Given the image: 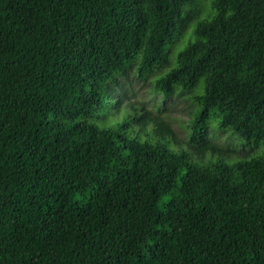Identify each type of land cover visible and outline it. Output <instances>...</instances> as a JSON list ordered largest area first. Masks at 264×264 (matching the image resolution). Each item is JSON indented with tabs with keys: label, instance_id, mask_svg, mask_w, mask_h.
Listing matches in <instances>:
<instances>
[{
	"label": "trees",
	"instance_id": "obj_1",
	"mask_svg": "<svg viewBox=\"0 0 264 264\" xmlns=\"http://www.w3.org/2000/svg\"><path fill=\"white\" fill-rule=\"evenodd\" d=\"M0 264H264V0H0Z\"/></svg>",
	"mask_w": 264,
	"mask_h": 264
},
{
	"label": "rangeland",
	"instance_id": "obj_2",
	"mask_svg": "<svg viewBox=\"0 0 264 264\" xmlns=\"http://www.w3.org/2000/svg\"><path fill=\"white\" fill-rule=\"evenodd\" d=\"M203 3H204V8L208 9V6H209V0H203ZM202 17V16H201ZM200 17V18H201ZM193 22L190 24L191 26ZM190 26V28H191ZM187 37L188 35H186L182 40H187ZM131 86L134 88V98L138 101H141V100H146L149 97V90L147 88L146 85L142 86L140 84V82L132 77L131 79ZM178 101L174 100V104L173 103H167L169 104V106H171V116H170V122H171V126L173 127L174 131L176 132L179 140H183V138L185 137L186 135V129H185V122L190 118V113L192 112V108L189 106L190 104V101L189 100H183V99H177ZM211 133L213 132H216L217 130L215 129V126L213 125L211 127ZM227 142L228 144L230 143H235L234 145L237 146L238 150H241L242 148H246L244 151H247L249 150L246 146H243L242 147V142L240 141H243L241 138L238 140L240 141H236L234 137H228L227 136ZM221 142L223 144L224 141L221 140ZM262 147V146H261ZM263 148V147H262ZM235 155H237V153H235ZM167 198V196L163 197L162 200L160 201V205L161 203L164 202V200Z\"/></svg>",
	"mask_w": 264,
	"mask_h": 264
}]
</instances>
